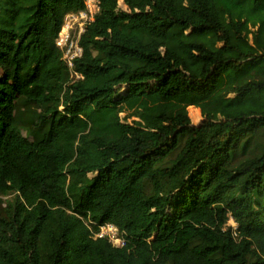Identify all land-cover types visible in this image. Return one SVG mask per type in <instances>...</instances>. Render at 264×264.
Listing matches in <instances>:
<instances>
[{"label": "trees", "instance_id": "trees-1", "mask_svg": "<svg viewBox=\"0 0 264 264\" xmlns=\"http://www.w3.org/2000/svg\"><path fill=\"white\" fill-rule=\"evenodd\" d=\"M84 6L0 0V264H264V0H95L74 77Z\"/></svg>", "mask_w": 264, "mask_h": 264}, {"label": "built area", "instance_id": "built-area-1", "mask_svg": "<svg viewBox=\"0 0 264 264\" xmlns=\"http://www.w3.org/2000/svg\"><path fill=\"white\" fill-rule=\"evenodd\" d=\"M85 6L74 12H69L65 16L64 26L57 39V45L60 47L67 46L64 57L67 65L72 70L73 59L81 54L82 48L78 44V39L81 32L84 30L85 23L92 19L91 12L95 0H84ZM65 39V40H64ZM61 40H64L61 45ZM76 76L77 72L73 71Z\"/></svg>", "mask_w": 264, "mask_h": 264}, {"label": "rangeland", "instance_id": "rangeland-1", "mask_svg": "<svg viewBox=\"0 0 264 264\" xmlns=\"http://www.w3.org/2000/svg\"><path fill=\"white\" fill-rule=\"evenodd\" d=\"M120 2H121V0H120ZM217 2L221 6L229 7V10L233 16L238 14V13H242L246 18H249V19H251L255 16V12H254L253 6H252V0H217ZM64 22H65V20H64ZM63 26H64V24H63ZM75 38H79V37H75ZM64 40H61V42H60L61 45L63 44ZM198 110H199V114L197 117L191 116V114L189 113V115H190V117L194 123L199 122L202 118V116L200 115V109L198 108ZM230 222L232 223V220Z\"/></svg>", "mask_w": 264, "mask_h": 264}, {"label": "clouds", "instance_id": "clouds-1", "mask_svg": "<svg viewBox=\"0 0 264 264\" xmlns=\"http://www.w3.org/2000/svg\"><path fill=\"white\" fill-rule=\"evenodd\" d=\"M85 2V1H84ZM78 11V10H77ZM74 12V11H72ZM79 44V43H78ZM82 48V47H81ZM82 53V51H81ZM76 58V57H75ZM74 60V59H73ZM70 68V67H69ZM72 70H73V66H72ZM75 71V70H73ZM76 72V71H75ZM78 73V72H77ZM74 76V75H73ZM75 77V76H74ZM189 106H195V105H189ZM188 106V107H189ZM188 107H187V112H188ZM197 108V106H195ZM199 108V107H198ZM200 109V108H199ZM188 115H189V112H188ZM200 115H201V112H200ZM190 117V115H189ZM191 118V117H190ZM193 122V121H192ZM194 123V122H193ZM233 226H235V222L232 221L231 223ZM97 235L98 236H106L108 237L112 243L114 245H122L123 244V239L119 236L118 232H117V229L114 228L113 225L111 224H106V225H103L101 226V229L100 231L97 232Z\"/></svg>", "mask_w": 264, "mask_h": 264}, {"label": "bare ground", "instance_id": "bare-ground-1", "mask_svg": "<svg viewBox=\"0 0 264 264\" xmlns=\"http://www.w3.org/2000/svg\"><path fill=\"white\" fill-rule=\"evenodd\" d=\"M188 112L191 114V116H194V117H197L199 114V110L195 106H189Z\"/></svg>", "mask_w": 264, "mask_h": 264}]
</instances>
